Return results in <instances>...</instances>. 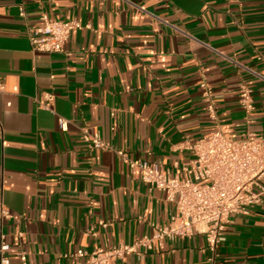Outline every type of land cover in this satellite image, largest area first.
Segmentation results:
<instances>
[{"label": "crops", "instance_id": "crops-1", "mask_svg": "<svg viewBox=\"0 0 264 264\" xmlns=\"http://www.w3.org/2000/svg\"><path fill=\"white\" fill-rule=\"evenodd\" d=\"M42 14L88 28L72 31L59 54L33 52L27 30ZM202 79L213 89L215 120L201 99ZM0 80L10 264H80L78 250L132 243L175 214V204L149 191L114 150L183 177L188 140L217 129L234 139L264 135V0H0ZM241 82L252 90L250 123L237 103ZM82 128L99 132L112 150L89 149ZM217 252L215 264H264V199L232 216ZM207 258L205 236L194 232L141 261L110 264Z\"/></svg>", "mask_w": 264, "mask_h": 264}, {"label": "built area", "instance_id": "built-area-1", "mask_svg": "<svg viewBox=\"0 0 264 264\" xmlns=\"http://www.w3.org/2000/svg\"><path fill=\"white\" fill-rule=\"evenodd\" d=\"M20 15L24 16V12L21 11ZM40 21L39 26L28 28L27 36L31 50L45 54L61 53L72 31L88 28L75 20H57L45 14L40 16ZM184 36L190 43L198 44L189 34L184 33ZM226 59L236 68L259 77L240 63ZM2 87L0 80V92ZM199 87L206 110L215 120L213 89L204 79L199 82ZM251 95L252 90L241 82L237 103L246 123L251 122L249 116L254 110ZM57 123L60 131H67L65 118L59 117ZM81 140L91 150H112L97 131L82 128ZM183 148L192 154V159L180 167L183 177L172 175L159 163L132 159L126 152L114 150L129 172L138 175L149 191L158 190L166 201L175 204V214L166 224L150 223L149 233L132 243L91 251L78 250L74 256L81 260L80 264H110L130 256L141 261L146 254L162 250L166 241L189 239L194 232L205 236L207 263L215 264L218 248L225 239L232 216L247 215L251 207L264 199V135L248 133L244 139H234L217 129L197 140H188ZM10 218L11 213L0 200V264H10V245L3 232L4 221ZM99 226L106 228L107 223L99 222ZM90 233L96 235L93 230ZM19 255L24 260L25 252L21 251Z\"/></svg>", "mask_w": 264, "mask_h": 264}]
</instances>
